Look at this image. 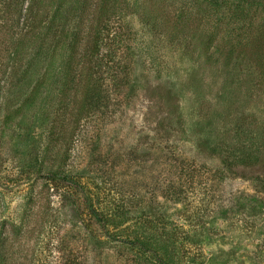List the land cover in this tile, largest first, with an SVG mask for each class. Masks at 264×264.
<instances>
[{
	"label": "rangeland",
	"instance_id": "obj_1",
	"mask_svg": "<svg viewBox=\"0 0 264 264\" xmlns=\"http://www.w3.org/2000/svg\"><path fill=\"white\" fill-rule=\"evenodd\" d=\"M69 1L40 0L34 25L42 39L30 49L43 44L52 53L58 4L83 8L73 15L80 68L98 21L111 29L95 74L108 99L86 119L74 116L81 79L67 94L55 82L40 102L16 111L28 87L14 91L11 82L30 55L12 59L23 22L16 27L13 6L0 0L7 264H159L126 242L136 229L176 239L181 264H264L263 7L251 21L246 8L248 22L238 24L233 1L219 10L203 0ZM67 55L56 48L57 64ZM228 149L236 160L223 172L219 156ZM56 169L79 181L100 212L125 221L105 234L72 183L50 182Z\"/></svg>",
	"mask_w": 264,
	"mask_h": 264
},
{
	"label": "trees",
	"instance_id": "obj_2",
	"mask_svg": "<svg viewBox=\"0 0 264 264\" xmlns=\"http://www.w3.org/2000/svg\"><path fill=\"white\" fill-rule=\"evenodd\" d=\"M229 1H233L236 8L228 7ZM3 2L6 3L5 10L10 11L13 6L14 12L12 13L16 14L18 17L16 27L19 28L20 21L23 22L20 32L15 33L16 42L13 44L12 59L16 60L20 56L30 55L26 68L20 75H18L19 72L15 73L17 79L15 82H11L14 91L18 88L22 89L23 86L28 87V93L17 106L16 111L22 110V106H32L40 102V97L42 95L46 96L48 90L55 82L59 83V91L67 94L73 88L75 82L76 86L80 84V79L84 85L83 90L76 89V91L82 90V92L80 97L77 98V108L74 111L75 119L89 118V114H95L98 110L103 109L104 99H108V95L95 74L98 73L97 69L102 67L106 57V55L101 53V46L105 40V32L108 31L110 33L109 37H114V34L111 33V29L107 27V25H104L105 27H100L102 21H98L94 27L96 30H94L90 35L91 38L83 45L85 51H87L84 57H86V54L89 56V64H84L83 68H80L83 63L81 62L82 59L78 58L80 55L79 44H81V37L78 31L79 27L76 25L75 19H73L74 14L77 15L79 10H81V12L83 11V8H81L79 4L77 5L75 3L70 8H66L65 4H58L55 8L49 24V29L52 31V38L54 40L51 53L48 52L47 49H44L43 44L37 45L34 50L30 49L32 48L31 46L35 44L33 41L35 38L42 39L39 35L36 37L40 29L34 25L36 23L35 14L36 11H38L40 0H3ZM203 2L214 10H219L223 6L228 7L230 9L229 11L233 12L234 20L239 22L238 24H245L248 22L249 13L245 11L252 10L253 13L249 20L251 21L254 15L255 17L258 15L257 11L260 7L264 9V0H203ZM67 3H70V1L67 0ZM62 8L65 9V11H63ZM246 8L249 10H246ZM60 15L62 16L60 17ZM56 20L61 23H58ZM12 28L14 29V26H12ZM242 28L247 30L244 26H239L237 30H242ZM258 33H263V31L260 30ZM56 48L65 49L68 52L64 63L60 65L57 64V58L55 56ZM111 55L115 58L116 54L111 53ZM76 59H78V62H76ZM77 74L80 75L77 76ZM11 114H15V109ZM204 146L208 147V141L204 140L203 147ZM216 147H213L214 149L211 150L215 155L218 150ZM230 150L231 149H228V151L226 150L227 152L223 154L220 153L222 155L219 156L220 166L223 172L231 171L234 165L231 159L234 154L232 155ZM233 158V160H236V156ZM48 176H50L51 183L60 182L62 179L68 180L72 183V186L77 189L78 193L83 194L85 205L105 234H110L109 231L111 226L119 227L121 223L125 221L124 219L116 221L113 216L100 212V210L97 209L98 207L96 208L94 197L86 191L85 187L82 186L79 181L70 179L69 177H62L63 175L59 169L50 171ZM73 205L76 206V202H73ZM126 242L137 251L143 254H149L153 260L159 264H181V259L179 257L180 251L177 252L176 248V243L179 242L174 238L167 237L166 239H162L154 234H149L147 231L136 229L131 235V239ZM0 247V264H7L10 255L7 249L6 237H3Z\"/></svg>",
	"mask_w": 264,
	"mask_h": 264
}]
</instances>
